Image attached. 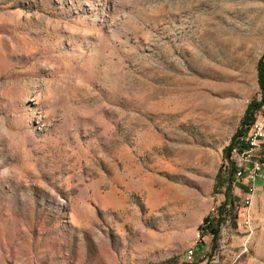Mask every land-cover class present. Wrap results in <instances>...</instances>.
Masks as SVG:
<instances>
[{"label": "rangeland", "instance_id": "obj_1", "mask_svg": "<svg viewBox=\"0 0 264 264\" xmlns=\"http://www.w3.org/2000/svg\"><path fill=\"white\" fill-rule=\"evenodd\" d=\"M263 56L264 0H0V264H264Z\"/></svg>", "mask_w": 264, "mask_h": 264}, {"label": "built area", "instance_id": "obj_2", "mask_svg": "<svg viewBox=\"0 0 264 264\" xmlns=\"http://www.w3.org/2000/svg\"><path fill=\"white\" fill-rule=\"evenodd\" d=\"M241 141L243 143L241 148H244L242 175L244 176V174L247 173L250 179L247 189L244 192L243 204L249 205L252 202L253 193L256 189L254 179L258 177L264 181V158L255 155V151L261 146H264V91L261 113L255 116L245 135L241 137ZM236 148L238 147H233L231 150L233 155ZM216 210L215 207H212L211 213H215ZM247 216L248 215H246L245 218L246 223L249 222ZM209 222L210 221H207L204 225L209 224ZM193 251L194 248L190 247V254L186 256V260L190 261L192 259Z\"/></svg>", "mask_w": 264, "mask_h": 264}, {"label": "trees", "instance_id": "obj_3", "mask_svg": "<svg viewBox=\"0 0 264 264\" xmlns=\"http://www.w3.org/2000/svg\"><path fill=\"white\" fill-rule=\"evenodd\" d=\"M257 81L260 89L264 91V56L261 57L257 62ZM262 103L263 98L260 101L252 100L247 104L239 128L232 136L229 145H227L224 149L226 157L229 156L233 147L241 148L243 146L241 137L245 135L248 127L255 118V112L261 108ZM241 171L242 170H240L237 166L235 167V174H237L238 172L241 173ZM207 220L208 218L205 217L203 219L204 223H206ZM223 220V218H220L216 223H214V221L209 222V224L203 225V227L209 228L210 232L216 235L219 231L220 222H222ZM199 230L202 236V233L205 232L204 230H202V226H199Z\"/></svg>", "mask_w": 264, "mask_h": 264}, {"label": "crops", "instance_id": "obj_4", "mask_svg": "<svg viewBox=\"0 0 264 264\" xmlns=\"http://www.w3.org/2000/svg\"><path fill=\"white\" fill-rule=\"evenodd\" d=\"M240 182H241V184H242V186H243V191H244V189H247V185H248V183L250 182V179L248 178V176H246V177H242V178L240 179ZM254 182H255V183L257 182V179H256V178L254 179ZM259 183H260V181H259ZM196 247H197V245H196Z\"/></svg>", "mask_w": 264, "mask_h": 264}, {"label": "bare ground", "instance_id": "obj_5", "mask_svg": "<svg viewBox=\"0 0 264 264\" xmlns=\"http://www.w3.org/2000/svg\"><path fill=\"white\" fill-rule=\"evenodd\" d=\"M236 175H237V176H240L241 173L238 172ZM242 176H243V175H242ZM193 252H194V251H193ZM193 252H192V255H193ZM188 254H190V250L188 251Z\"/></svg>", "mask_w": 264, "mask_h": 264}]
</instances>
